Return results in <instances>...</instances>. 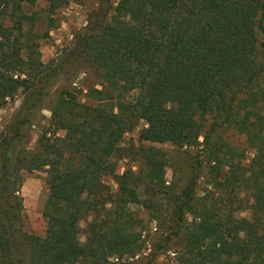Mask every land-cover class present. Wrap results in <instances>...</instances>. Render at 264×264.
I'll return each mask as SVG.
<instances>
[{
  "label": "trees",
  "instance_id": "obj_1",
  "mask_svg": "<svg viewBox=\"0 0 264 264\" xmlns=\"http://www.w3.org/2000/svg\"><path fill=\"white\" fill-rule=\"evenodd\" d=\"M40 1L52 18L70 0H0V106L24 92L0 144V264H126L111 258L143 248L130 204L149 208L168 238L183 241L180 264H264V0H98L52 66L24 32L40 15L26 9ZM75 61L102 77L88 91L94 104L63 89L50 111L64 136L44 132L33 155H12L54 79ZM141 120V142L171 143L196 168L207 153L213 174L205 193L199 171L180 191L166 185L164 171L177 163L154 146L139 147L144 170L117 172L114 158ZM235 134L245 135L251 158L230 142ZM13 168L47 170L44 235L20 226ZM107 176L118 184L115 196ZM18 240L27 256H16Z\"/></svg>",
  "mask_w": 264,
  "mask_h": 264
},
{
  "label": "rangeland",
  "instance_id": "obj_2",
  "mask_svg": "<svg viewBox=\"0 0 264 264\" xmlns=\"http://www.w3.org/2000/svg\"><path fill=\"white\" fill-rule=\"evenodd\" d=\"M115 6L121 5L122 0H112ZM98 0H70L62 9L58 10L50 18L47 16L45 8L47 3L40 1L37 5L30 6L26 11L31 14L33 11H39V19L35 24L27 23L24 32L26 37L32 36L38 43L43 62L48 65H56L58 61L63 60L66 52L74 46L75 36L78 31L87 25L89 14L97 7ZM25 37V38H26ZM78 61L72 62L64 68V72L54 79L50 88V94L43 104V108L37 112L35 118L26 128V137L18 140L12 151L15 155L19 149H24V156L30 157L37 149L38 139L44 132L47 137L64 136L63 130L57 131L51 123L50 108L57 102L60 92L63 89H69L75 94L79 101L94 104V101L88 96L90 88L100 87L102 77L91 67H80ZM24 98L23 90H20L7 103L0 106V144L6 137H9V126L15 115L18 113L22 100ZM146 125L141 120L138 126L129 132L123 141L124 154L116 156L114 160L117 163V172L124 173L127 169L133 168L134 171L144 170L143 161L139 147L154 146L163 150L173 163H177L176 168L169 166L164 171L166 185H175L180 191L186 187L196 171H199L200 179L198 191L205 193L210 187L209 180L213 174V165L205 153L200 154L201 165L196 168L197 160L188 159L184 161L182 157L177 156V149L171 143H156L139 140L141 129ZM230 142L241 150H248L247 157L251 158L254 151L248 148L246 137L243 134L231 136ZM1 151V149H0ZM3 156L0 152V174L2 171ZM199 169V170H197ZM20 175V181L14 193V201L20 202V226L23 232L34 235H44L47 228V220L44 216L46 202L50 193L47 170L27 171L25 169L13 168ZM228 168H223L221 177L227 172ZM13 173V174H14ZM109 185L111 193L115 196L119 193L116 180L112 176L104 178ZM255 196H252L254 198ZM128 209L135 218V230L141 232L140 242L143 243L142 251L137 254L125 255L121 258L112 257L114 263L126 264H180V258L184 251L183 241L172 235L167 237L168 229L160 226L157 221L151 219V211L142 204H130ZM93 219V216L84 218L81 225L80 239L82 242L87 238V227ZM132 228V218L129 224ZM16 256H27L28 248L18 240L16 244ZM77 264H88L86 261H79Z\"/></svg>",
  "mask_w": 264,
  "mask_h": 264
}]
</instances>
